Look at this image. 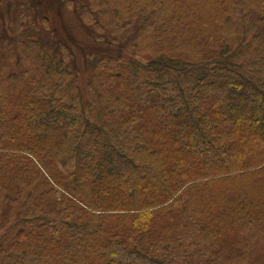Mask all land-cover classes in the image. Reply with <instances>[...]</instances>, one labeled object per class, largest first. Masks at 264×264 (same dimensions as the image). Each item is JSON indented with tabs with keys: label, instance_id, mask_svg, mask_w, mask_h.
<instances>
[{
	"label": "trees",
	"instance_id": "1",
	"mask_svg": "<svg viewBox=\"0 0 264 264\" xmlns=\"http://www.w3.org/2000/svg\"><path fill=\"white\" fill-rule=\"evenodd\" d=\"M115 1L147 25L83 86L35 41L0 69V264L237 263L264 238V0Z\"/></svg>",
	"mask_w": 264,
	"mask_h": 264
},
{
	"label": "rangeland",
	"instance_id": "2",
	"mask_svg": "<svg viewBox=\"0 0 264 264\" xmlns=\"http://www.w3.org/2000/svg\"><path fill=\"white\" fill-rule=\"evenodd\" d=\"M40 3L41 0H0L1 74H16L24 67L27 70L28 59L22 54V46L35 41L53 54L69 58L83 86L102 57L130 56V46L140 41L139 32L147 25L142 13L131 21L115 0H52L50 5L39 6ZM136 58L146 61L142 56ZM15 60H19L17 65ZM234 264H264V238Z\"/></svg>",
	"mask_w": 264,
	"mask_h": 264
}]
</instances>
